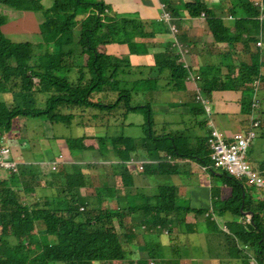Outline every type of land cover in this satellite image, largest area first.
Returning <instances> with one entry per match:
<instances>
[{
  "label": "trees",
  "instance_id": "trees-1",
  "mask_svg": "<svg viewBox=\"0 0 264 264\" xmlns=\"http://www.w3.org/2000/svg\"><path fill=\"white\" fill-rule=\"evenodd\" d=\"M230 1L234 14L231 27L227 20L210 14L205 0H182V4L191 17L206 14L214 42L231 47L241 42L245 52L251 51L247 60L234 59L238 55L235 49L226 53L225 74L221 71L220 62L201 65L197 74L203 94L200 93L204 97H209L214 90L249 91L241 98L240 113L251 117L249 127L241 131L254 132L251 144L256 137V128L264 127L261 114L253 118L254 113L259 111L258 101H253L259 87H252L254 82L257 81L259 86L264 80V60L261 61L260 57L264 27L252 0ZM5 8L32 11L39 16L41 41L12 42L5 38L1 30ZM164 8L168 11L173 9L167 3ZM109 9L104 0H0V135L16 136L9 135V132L12 122L18 117L41 118L49 123L67 125L76 113H85L89 119H80L77 124L86 126L92 122L95 128H100L105 123H99L93 111L98 115L100 111L107 112L123 106L124 114L141 109L145 113L142 124L145 135L140 145L124 134L109 135L107 143H97L96 148H102L99 150L102 156L97 163L80 164V152L92 149L89 142H83L85 135L67 139L72 157L66 163L69 165L63 163V174L54 180L61 190L60 195L53 196L54 199L30 195L34 185L27 184L24 177L26 170L32 169L30 164L18 163L17 172L7 171L6 179L0 175V264H148L150 261L133 256L139 243L138 233H135L137 223L126 224L124 221L133 209L102 207L103 197L109 195L106 177L111 166L120 174L124 190H130L132 185L125 161L130 159L131 152H137L141 147L149 159H157L159 152L165 148L163 141L168 138V135L156 134L150 126L153 123L151 105H131V90L119 86L124 81V77H119L124 68L126 74H134L127 68L131 66L130 59L127 56H108L104 50L106 44L125 43L130 51H139L136 38L142 34L146 21L117 13L109 14ZM156 23L151 21L152 25ZM253 44L257 48L254 47L255 52L251 50ZM166 53L161 65L170 71L168 82L177 85L178 80L190 75L189 69L178 61L179 55ZM111 94L114 95L113 101H106L105 97L111 98ZM187 101L198 102L206 113L210 112V108L207 111L195 97ZM254 120H258L255 127L252 126ZM104 137L97 136V139L103 140ZM207 139H200V145L208 147ZM167 147L175 156L188 154L180 151L175 143ZM198 157L208 164L204 157ZM72 162L80 171L81 183L74 175L75 165L72 166ZM209 163V169L219 170L232 189L231 195L220 204L222 210L239 216L246 211L252 213L247 224L230 221L226 227L215 226L228 245V258L220 259L217 264H249L250 259L255 264H264V200L250 197V187L244 181L215 168L211 161ZM151 164L145 163L144 170ZM102 165L107 166L100 168ZM260 168L264 170V161H260ZM92 174L98 176L101 184L98 187L101 196L98 208L77 191L89 185ZM248 195L251 199H247ZM159 196L161 203L158 206L147 203L141 207L145 215L142 223L146 229L162 227L167 221V214L173 210L164 207L165 202L168 205L171 202L167 194L160 192Z\"/></svg>",
  "mask_w": 264,
  "mask_h": 264
},
{
  "label": "crops",
  "instance_id": "crops-1",
  "mask_svg": "<svg viewBox=\"0 0 264 264\" xmlns=\"http://www.w3.org/2000/svg\"><path fill=\"white\" fill-rule=\"evenodd\" d=\"M104 1L110 8L107 12L109 14L117 13L146 21L142 34L136 38L139 51H130L125 43H109L105 45L104 50L108 56H127L130 59L131 66L127 68H130L134 74H126L124 68L123 73L119 76L124 77V81L119 86L131 90V96L137 103L150 104L151 108L161 105L162 118L159 121L167 126L169 131L162 133L168 135V138L163 141L165 148L159 152V158L149 159L144 149L137 146V152H131L130 159L125 161L132 185L130 190H124L120 174L111 166L107 172L106 181L111 177L114 179V183L109 186V195L103 197L102 207L133 209V212L126 216L127 222L125 217L126 224L137 223L135 233H138L139 243L135 246L133 256L147 258L150 260L148 264H161L159 259H165V256L184 257L190 262L189 264H217L220 259L228 258L226 256L228 245L215 226L226 227L230 221L239 223L243 215L239 216L228 210H222L220 204L231 195L232 189L219 170L209 169L210 146H201L200 139H207L212 128L217 129L226 138H230L237 131L246 130L249 126H244L240 105L243 94L249 93V91H212L209 97H205L210 108L209 113H206L198 102L188 103L187 100L193 98L197 91L202 93L200 79L197 76L201 65L220 62L221 71L225 74L227 72L224 65L227 60L226 53L233 52L235 49L238 55L234 56V59L247 60L251 51L245 52L241 42L237 43L236 47L214 42L206 22V14L203 13L196 17L189 16L184 9L182 0ZM165 3L170 4L173 9L166 10ZM205 3L211 15L227 20L229 27L232 26L234 14L230 0H205ZM163 11L171 12V22L178 29L176 34L171 33L166 23L159 22L160 14ZM14 17L17 23L16 30H24L25 33L32 31L38 35L34 41L18 38V42L36 43L41 41L39 22L32 11H20ZM151 21L157 23L152 25ZM1 30L4 34L3 26H1ZM254 47L256 48L255 44L251 46L253 52H255ZM262 49L263 51L260 52L261 61L264 60V43H262ZM166 52L179 54L178 61L186 69H189L190 75L183 80H178L177 85L168 82L170 71L161 65L164 56L167 55ZM139 71H141L140 75ZM137 74L140 77H137ZM171 84H173V88ZM252 92L254 93L253 90ZM101 112L106 113V111L98 112V118L105 119V115L100 114ZM80 119L77 123L80 122ZM98 122L103 123L99 120ZM104 127L100 126V128ZM155 133L157 132L155 131ZM93 135L96 134L89 132L85 134L86 142L92 145V149L85 150L92 152L97 146L92 142ZM130 137L135 144L137 143L136 145H140L141 137ZM173 143L178 145L180 151L188 154L173 155L167 147ZM13 154L20 163L25 162V160L22 161L21 155L15 151ZM64 156V154L61 155L62 158ZM67 156L70 157L69 151ZM198 156L208 160V164L201 161ZM99 160L100 158L97 161ZM81 161V163H85V161ZM260 161H264V158ZM145 163H152V166L144 170ZM0 175H3L4 179L7 178L4 174ZM165 175H170L169 179L165 180ZM88 181L89 185L81 187L79 193L87 196L90 203L95 204L94 207L98 208L101 198L98 194V187L101 185L98 176L92 174ZM58 189L59 186L56 182H48L47 178H43L38 187L34 186L30 195L39 194L41 197H49L51 194L53 197L58 195ZM118 191H120L119 196L117 195ZM249 191L251 197L256 199L258 191L255 190V187L250 186ZM160 192L167 194L171 200L169 205L164 203L166 210H173L167 214V221L162 227L158 226L159 228L154 230L146 229L142 223L145 215L141 207L147 203L158 206L161 203ZM165 199L167 200V198ZM185 208L188 210L185 211ZM163 215L161 214V216ZM195 239H197V243ZM191 249H193L192 252H190ZM189 258L198 260L193 262L194 260L191 261ZM172 262L176 264L174 261Z\"/></svg>",
  "mask_w": 264,
  "mask_h": 264
},
{
  "label": "rangeland",
  "instance_id": "rangeland-1",
  "mask_svg": "<svg viewBox=\"0 0 264 264\" xmlns=\"http://www.w3.org/2000/svg\"><path fill=\"white\" fill-rule=\"evenodd\" d=\"M19 12L20 11H16L14 9L12 10L8 8L3 9L2 13H3L4 22L2 26L4 29L5 38H8L12 42H18L17 41L18 38H23V40H29V41L36 40L38 36L36 33L32 31H28L27 33H25L24 30L18 31L15 29L17 23L15 21L14 15L16 16V14H18ZM36 17L37 19L39 18V16ZM262 31H264V28L262 29ZM263 82L264 80H261L259 86H257V82H255L256 83L255 86L252 85V87H255V89H258L259 87V90L256 91V95L253 98L254 103L258 101L259 111L254 113L253 118H258L260 114L262 115V118L264 117V83ZM102 93L104 94L105 92ZM110 96L111 98L105 97V100L112 102L114 99L113 98L114 95L111 94ZM115 98H116V94H115ZM125 103L126 102L123 99V104ZM129 103L131 105H134L137 102L134 101V99H131ZM161 108H162L161 105L152 106L153 123L150 124V126L154 131L157 132L156 134L167 133V131H169V128L161 124L159 121V119L162 118L160 111ZM124 110L125 108L123 106H118L113 110L107 111L105 115V119H100L97 117L99 121H103L105 123L106 127L104 128H95V125L92 122L90 125H86V126L76 124L79 118L81 119L86 118L85 113H76L74 119L71 121L70 124L67 123V125L62 123H55V122L49 123L48 121H43L41 118L18 117L15 119V121L12 122L11 130L9 132V135L15 134L16 136H7V134L4 135L6 137V142L8 143L11 149V155L13 156V158H14L13 151H15L16 153L21 155L22 161L25 160V164L27 163L32 166V169L28 168V170H26L24 174L26 183L38 187L41 184L43 178H47L48 182H54V180L56 181L57 177L60 174H63L61 173L63 163H65L64 165H69L66 164L67 161H71V157H72V156L70 157L67 156V152L69 151V148L66 143V140L69 138L83 136L85 134H88V132L96 134L93 135L92 137V142L95 144L103 141H106L107 143L109 141V137H110L109 135H116V134H124V136L130 135V136L142 138L145 135L142 125L145 121L144 110L141 109L138 111H128L125 114H124ZM62 111L63 113H65L66 110L64 109V107L62 108ZM87 113L88 111L86 112V114ZM93 114L98 116L96 114V111H93ZM100 114L104 115L105 113H100ZM243 122H244V126H249L251 122V117L243 116ZM100 135L105 136L103 140L97 139V136ZM262 135H264V127L261 128L257 127L256 137L253 139L252 143L248 147L246 161L253 168L254 167L260 168L259 161L260 159L264 158V138L262 137ZM84 137L85 139L83 140V142H86L87 137L86 136ZM99 150H102V148L98 147L93 152L85 149L82 150L80 152V155H82L81 160L85 161L84 164L97 163V160L102 156L100 155ZM62 153L65 155L63 158L61 157V155H63ZM14 160L20 163L17 159L14 158ZM81 162L82 161H80V164L84 166V164ZM75 164L76 163L73 162L71 163L72 166ZM52 166H54V168H52ZM106 166L107 165H102L100 166V168ZM0 173L7 176V171L5 170L0 171ZM78 174H80V171L77 170V165H75L74 175H77L81 183L82 178L81 176L79 177ZM166 176L167 175L164 176L165 180L169 179L170 175H168L167 177ZM0 179L2 178L0 177ZM113 183H114V179H112L111 177H109V179H107L106 181L107 186H110V184ZM77 191L79 193V189H77ZM60 194H61V190L58 189V195ZM36 196L38 198L41 197V195L39 194H37ZM250 197L248 195L247 199H251ZM49 198L54 199L51 196V194H49ZM253 201L254 200H252V202ZM92 206H95V204H93ZM89 207H86L85 209H88ZM127 221L128 218L126 217V222ZM42 240L45 241V239ZM195 242L197 243V239H195ZM229 243L231 244L230 240ZM140 251L142 252L143 250ZM192 251L193 249L190 250V252ZM164 258L165 259H159L161 264H174L172 261H174L176 264L190 263L188 260H185L184 257L165 256ZM166 259L171 261H167ZM189 260L191 261L194 260L193 262H195L198 259L189 258ZM52 264H58V263H52Z\"/></svg>",
  "mask_w": 264,
  "mask_h": 264
},
{
  "label": "built area",
  "instance_id": "built-area-1",
  "mask_svg": "<svg viewBox=\"0 0 264 264\" xmlns=\"http://www.w3.org/2000/svg\"><path fill=\"white\" fill-rule=\"evenodd\" d=\"M253 5L260 12L261 23L264 27V1L252 0ZM171 15L167 11L160 14L159 20L166 23L172 34L177 32V28L171 23ZM257 82V81H256ZM254 82V86H255ZM255 89V88H254ZM196 101L203 104V107L209 111L208 101L197 91L195 94ZM190 101V100H189ZM258 120L252 122V126H257ZM253 131L235 132L230 138L224 137L217 129L212 128L209 132L208 143L210 146L211 165L220 168L236 179L244 181L249 187H255L258 191L256 199L264 200V170L251 167L246 161L248 147L251 142ZM54 168V166H52ZM17 172V162L11 157V149L6 142L5 135H0V171ZM251 215L249 213L242 216L241 221L245 224L250 222ZM106 264V263H103ZM249 264H255L253 259L249 260Z\"/></svg>",
  "mask_w": 264,
  "mask_h": 264
},
{
  "label": "clouds",
  "instance_id": "clouds-1",
  "mask_svg": "<svg viewBox=\"0 0 264 264\" xmlns=\"http://www.w3.org/2000/svg\"><path fill=\"white\" fill-rule=\"evenodd\" d=\"M168 12V11H167ZM170 13V12H169ZM201 14H203V13H201ZM170 15H171V13H170ZM171 17H172V15H171ZM172 20V19H171ZM160 22H162V21H160ZM172 23V22H171ZM172 24H174V23H172ZM175 25V24H174ZM176 26V25H175ZM177 28V27H176ZM177 31H178V29H177ZM177 33V32H176ZM175 33V34H176ZM179 55V54H178ZM180 56V55H179ZM199 92V91H198ZM197 93V92H196ZM194 97H195V95H194ZM205 98V97H204ZM206 99V98H205ZM11 157H12V155H11ZM12 159L14 160V158L12 157ZM15 161V160H14ZM67 163V162H66ZM17 164H18V162H17ZM18 168V167H17ZM82 209V208H81ZM246 214V213H245ZM244 215V214H243Z\"/></svg>",
  "mask_w": 264,
  "mask_h": 264
},
{
  "label": "water",
  "instance_id": "water-1",
  "mask_svg": "<svg viewBox=\"0 0 264 264\" xmlns=\"http://www.w3.org/2000/svg\"><path fill=\"white\" fill-rule=\"evenodd\" d=\"M245 213H246V214L249 213L250 215L252 214L251 211H249V212H245Z\"/></svg>",
  "mask_w": 264,
  "mask_h": 264
}]
</instances>
